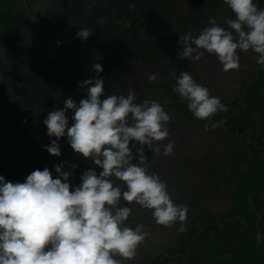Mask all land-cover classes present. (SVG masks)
<instances>
[{
	"label": "clouds",
	"instance_id": "9594fccd",
	"mask_svg": "<svg viewBox=\"0 0 264 264\" xmlns=\"http://www.w3.org/2000/svg\"><path fill=\"white\" fill-rule=\"evenodd\" d=\"M233 15L223 25L215 17L196 34L179 32L181 58L200 61L214 55L227 72L240 67V53L251 51L264 66V7L262 0H223ZM90 29L77 36L86 40ZM96 75L78 81L85 96H72L63 107L53 108L43 119L49 144L42 147L60 156V138L76 153L90 159L89 167L72 180L77 164L69 161L32 170L22 181L0 174V264H123L137 255L149 236L143 223L132 226V204L150 210L155 223L179 222L184 230L188 206L171 198L167 181L149 171L145 153H159L170 136L171 113L156 99L137 102V93L105 94L103 67L93 65ZM174 78L173 90L187 101L192 115L216 127L210 118L228 106L188 71ZM149 81H156L155 72ZM68 110H72L69 116ZM71 121V123H70ZM163 155L175 152L168 140ZM69 170H65V167Z\"/></svg>",
	"mask_w": 264,
	"mask_h": 264
},
{
	"label": "rangeland",
	"instance_id": "374dc122",
	"mask_svg": "<svg viewBox=\"0 0 264 264\" xmlns=\"http://www.w3.org/2000/svg\"><path fill=\"white\" fill-rule=\"evenodd\" d=\"M50 1L52 4L50 7L53 6L54 1L55 5L52 8H47V17L45 18H43V9L32 7L28 0H12L11 6L13 14L15 8L19 9L21 7L24 12L25 9H28L31 13L30 16L8 17L6 19L0 16V121L6 119L3 118L4 115L7 118L9 116L13 117L8 120L12 121V124L9 125L6 131L10 135L13 130L17 131L19 129L20 125L17 128L14 126L22 120V112L31 110V108L35 110L34 103L40 98V91L37 88H29L30 81L27 82L22 79V74H28L27 70L30 68L23 62L24 45L27 42L31 44L38 43L41 39L38 35L42 33L44 35L49 34V40H52L56 35L61 34L60 29L64 30L66 28L69 29L66 31L72 42L78 46L84 44V40L78 37L77 33L82 27L90 29V36L86 41H89L92 48L87 58H101L104 60V66L108 70L107 73H109L107 74L109 75V83L106 86L115 88V90L116 86L126 87L127 89L135 88L137 101L140 102L148 99V95L153 96V92L158 95V85L161 86L165 78L176 69L177 60L175 61L174 57H180L178 54L180 45L177 43L179 32H182L187 25L192 24L191 18L186 13L187 5L191 0H154L167 10H165L163 21L160 20L159 23L150 27L143 36L139 23L132 24L131 21L125 22L120 18L119 13L122 6L119 7L113 0ZM220 2V0L209 1L203 14L197 16L199 26L193 31L192 35H196L208 23L209 17H215L221 25L225 23L228 18L222 19L226 12L222 9ZM25 19L30 21L28 22L29 33L21 31V25L24 24L20 22ZM10 23H12V31L11 29L8 31ZM47 32L48 34H46ZM86 44L88 45V43ZM33 47L30 55L36 56L38 52L37 44ZM173 53H175L174 57ZM251 54L250 51L240 53V67L227 72L222 70L221 64L214 55L206 54L205 58L200 60V78L192 71L190 73L193 77L199 79L200 84L208 87L212 95L220 97L224 104L231 103L233 99L236 102L242 94V90L237 86L239 79L244 76L251 79L255 76L253 70L256 65L255 54L252 52ZM112 55H125L128 59L141 61L146 68L140 65L141 62L130 64L129 61H116L111 57ZM130 55H133L134 58L129 57ZM98 62L101 61L94 60L91 64ZM188 62L190 65L192 63L193 67V63L197 61L186 58V63L188 64ZM132 64H137L136 67L140 66L142 68L139 69L138 75L133 74L131 68L128 69V66ZM153 72L157 75V80L154 82L148 80L149 74ZM219 73L226 77L237 75L234 77V80H236L235 92H231L232 88L224 89L222 85L218 86L217 81L212 80L211 77L209 78V75H213V78H215ZM94 76L84 77L83 80ZM102 76H105L104 80L108 78L105 74ZM8 87L11 92L5 90ZM26 93H31V97L26 96ZM231 94L233 96H229ZM32 98L33 100H31ZM165 103L163 101L165 109L168 108L171 115L173 112L170 121V132H172L170 136L173 138L175 147L177 146L176 143L179 144L180 135L188 137L191 132H197V130L200 132L198 146L196 142L191 144L186 139L182 147L183 150L181 144H179L178 149L172 154L175 161L164 172L159 168L158 173L157 168H155V172L160 175L161 179L167 181L171 198L178 204L188 206L184 230L178 231L179 222L167 227L156 224L151 217L150 210L140 208L138 205L133 207V204L131 205L133 210L129 220L132 226H135L136 223H143L145 229L150 233L137 250L142 263L147 258V264L148 261L150 264H156L158 257L171 254L173 255L171 259H166L164 264H187L181 257L178 258V253H184V244L194 237L195 234L192 230L195 227L196 218L200 215L201 222L203 213H208L213 218L225 213L236 202V198L232 195L235 185L243 179L244 174L250 176L257 171L254 170L253 165L250 167L249 164L253 152L252 148L246 143L245 139L235 136L232 127L224 128L217 125L214 128L209 126L206 129L207 121L195 118L191 112L182 109L175 102L171 107H167L170 102ZM245 113L242 112L241 115H245ZM250 121L256 131L261 125H264L259 123L258 113L253 114ZM157 157L161 160L165 159L163 151L159 152ZM194 158L200 159L194 162L192 160ZM193 163L196 166V171H198L195 176L187 171L186 165ZM235 163H238V165L236 164L238 170L234 169ZM182 164L185 168H182ZM149 171L153 172L151 165H149ZM243 206L245 205L243 204ZM258 207L264 208L263 201L258 202ZM227 232L226 255L242 258L244 263L250 262L252 252L258 247L256 242L258 232L252 228L249 231L240 230L237 225L229 228ZM187 234L192 236L188 241L185 237ZM191 236H188V238ZM184 237L185 239H183ZM190 245L194 258L189 264H211L215 260L218 245L216 241H211L209 235L202 237L198 242H192Z\"/></svg>",
	"mask_w": 264,
	"mask_h": 264
},
{
	"label": "crops",
	"instance_id": "0c3cea01",
	"mask_svg": "<svg viewBox=\"0 0 264 264\" xmlns=\"http://www.w3.org/2000/svg\"><path fill=\"white\" fill-rule=\"evenodd\" d=\"M28 1L29 3H31L32 7L43 9V13H44L43 18L47 17L46 16L47 8H49L50 5H52L50 0H38L33 2L31 0ZM220 1H221L220 3L222 9L226 12V14L223 15L222 19L226 17L227 18L231 17L233 15L231 9L223 2V0ZM0 2H2L0 3L1 18L6 19L8 17L11 18L28 17L31 15L28 9H25L26 11L24 12L23 8L21 7L19 9L15 8V12L13 14L12 12L13 8L11 6L12 0H0ZM54 5H55V1L53 3V6ZM53 6H51L50 8H52ZM261 7H264V0H262ZM28 22L30 21L29 20L27 21V19L20 22L21 24L22 23L24 24L21 25L22 32L29 33ZM197 22L198 25L196 28H198L199 26L198 19ZM10 29L12 31V23H10V26L8 27V31ZM66 30L68 31L69 29L66 28L64 30L60 29L59 31L61 34L56 35L55 38H53L52 40H49L50 38L48 36L49 35L48 32L46 33L48 35H44V33H42L41 35H38L39 37H41L38 43L31 44L27 42V44L24 45L25 51L23 53L24 56L22 57L23 62L27 66H30V68L29 70H27L28 74H22V79H25L27 82L30 81L29 88L31 89L37 88L38 91H40V95H39L40 98L37 102L34 103L36 106L35 110L31 108V110L33 111L27 110L26 112H22L21 115L23 117L22 120L16 123V125L14 126L15 128H17L18 125H20L19 129L17 131L13 130L11 135L8 134L6 131L9 125L12 124V121H8V120L12 119L13 117L9 116L7 118V116L4 115L3 118L6 119L4 121H0V174L4 175L6 180H12L14 182L17 180L22 181L26 177V175L29 174L32 170L36 168L43 169L44 167H49V169L52 170L53 175L55 176L56 173L54 171L53 165L55 163H59L63 161H69L77 164L78 167L74 170V176L72 177V180L75 183L79 182V175L86 168L97 167L98 169V166L92 164L90 159L84 158L82 154L76 153L73 149H71V147L66 142V137L60 138L59 140V144L61 147L60 156L52 155L42 147L43 145L50 143V139L46 134L47 133L46 126L43 124V119L46 117L47 113L53 108L63 107V101L69 95L72 96L74 99H76L77 102L85 96L86 94L85 89L81 88L78 85V81H83L84 77H91L92 75H96L93 69L94 64H91V62H93L94 60L101 61L98 62L103 67V72L100 73V75L102 76L103 74H105L106 77H108L105 78V94H111V93L126 94L128 90L126 87L116 86L117 88L115 90V88H109L108 86H106L109 83V75H107L109 73H107L108 70L104 66L105 65L104 60L101 58L98 59L87 58V55L91 53L90 50L92 48L91 45L89 44V41L87 42L86 40H84V44L77 46V44L72 42ZM86 43H88L89 46ZM36 44L38 47V52L36 56H32L30 55L32 53L31 50L34 48L33 46ZM111 57L114 58L116 61L117 60L129 61L130 64L141 62L133 59H128L125 57V55H112ZM129 57L134 58L133 55H130ZM140 65H142L143 68L145 67L142 62L140 63ZM193 65L194 66L192 67V63L190 65V63L188 62L187 67L184 70L186 71L188 70V72L192 71L194 74H196L198 78H200V61L193 63ZM136 66L137 64H132L128 66V69L131 68L130 70L133 72V74L138 75L139 69L142 68H140V66L139 67ZM235 76L237 75L227 76V77L222 75V79L220 77L221 80H219L218 86L222 85V87L226 89L228 81L230 82V84H232L231 80L236 81L234 80ZM102 77L104 78L105 76ZM210 77L212 78V80L214 79L213 75H209V78ZM198 78H195L197 82H199ZM5 90L11 92L9 87L5 88ZM25 95L31 97V93L30 94L26 93ZM153 96L148 95V99H156L161 101V103L163 104L164 100L162 99V97L156 95L155 92H153ZM31 100H33V98ZM231 103H227L226 105L229 106ZM164 104L166 103L164 102ZM67 114L71 116L72 110H68ZM171 133L172 132H170V134ZM179 137L180 138L178 142L179 144H181L182 150H183L182 147L185 144L186 139L189 140L191 144L193 142H196L197 146L198 143L200 142V132H198V130L197 132H191L190 136L188 137H186L185 135H180ZM168 140L173 141V138L169 136ZM168 140L158 142L161 144L160 152L163 151L162 146L164 143H167ZM176 144L177 146L175 147V151L179 147V144L178 143ZM197 151L198 153H200L199 150ZM145 155L147 157V161H149L148 164L152 166L153 172H155V168H157L158 173H159V168H161L162 171L164 172L165 169L168 166H170L172 162L175 161L173 160L174 158L172 157V155L165 156V159L162 160L157 157L158 153L152 151H147ZM199 159L200 158H196V159L194 158L192 160L196 162L199 161ZM186 165H187V171L191 172L192 176L198 174V171H196V166L194 163L186 164ZM182 168H185L184 164H182ZM65 170H69L67 165L65 167ZM134 205L135 204H133L132 206L134 207ZM123 264H147V258L142 263L140 254L137 253V255L133 259L124 260Z\"/></svg>",
	"mask_w": 264,
	"mask_h": 264
},
{
	"label": "trees",
	"instance_id": "16d2710c",
	"mask_svg": "<svg viewBox=\"0 0 264 264\" xmlns=\"http://www.w3.org/2000/svg\"><path fill=\"white\" fill-rule=\"evenodd\" d=\"M120 9L119 16L123 21H131L132 24L139 23L142 29V36L150 29V27L154 26L156 23H159L160 20L163 21L165 15V7H163L159 2L154 0H113ZM154 1V2H153ZM210 0H191L187 5V12L192 20V24L187 25L182 30L185 34H192L194 29L197 27V16L203 14V11L207 8ZM155 3V4H154ZM171 32V30H170ZM176 36V34H175ZM169 38V37H168ZM176 38V37H175ZM175 53H173V57ZM176 61V69L172 71L177 75L184 71L187 67L186 58L174 57ZM174 65V64H173ZM257 66V67H256ZM254 74H256V78L252 83H249L247 80L244 81L243 86L247 89L245 94L244 103H249V109H247L248 104L246 105V109L249 113V119L246 118V115H241V111L245 113L246 109L242 108V104H238L237 102L231 105L227 111H218L214 116L210 119L213 122H218L217 125L223 126L222 121H224V126H232V129L235 130L236 126H239V132L243 133L246 131L248 127L252 128L253 135H264V125H261L258 130L254 129L249 122L252 119V115L255 113L259 114L260 124H264V66L256 65L254 66ZM174 78L170 74L168 76V80L161 83V86L158 85L159 94L163 99L169 101L170 103L167 107H171V105L175 102L182 109L187 108V102L182 97L179 96L177 92L173 90L174 88ZM243 103V104H244ZM238 108V112L234 115H231L234 112L235 108ZM168 110V108H166ZM254 122V121H253ZM258 123V124H259ZM261 147L253 146L251 153V161L249 162L250 167L252 165L255 167L254 170L257 171L252 175L244 174L243 179L235 185L232 190V195L236 198V202L233 206L228 209L225 213L213 218L212 215L208 213H203L201 216L203 220L200 222V215L196 218V224L194 229L192 230L193 234H197V237L194 240L195 242L200 241V239L204 236L209 235L211 237V241H216L218 248L216 251V258L212 261L211 264H264V208L258 207V202L263 201L262 195H264V143L259 144ZM238 163H235L234 169L238 170ZM252 194V203L254 208H251L249 194ZM243 204L245 206H243ZM256 210L260 211L262 218L258 223L261 231H262V241L259 243L257 239L258 247L251 254V261L244 263L242 258H235L230 255H226L225 253V243L227 242V231L229 228L240 225V220H246L252 225L244 228V230L254 229L256 232V220L258 218V213ZM235 216H239L240 220L236 222H228L226 225L221 228L220 224H224L227 218H234ZM200 227L203 229V233L199 232ZM245 227V224L242 225ZM195 232V233H194ZM187 238V241L192 238ZM185 237L183 239H185ZM186 241V240H185ZM228 243V242H227ZM227 245V244H226ZM191 245H189L188 253L190 256L187 258L186 262L189 264L194 258L191 253ZM185 254L187 251L184 249ZM161 256L157 258V262L160 260ZM148 264L149 261H148ZM205 264V263H204ZM208 264V263H206Z\"/></svg>",
	"mask_w": 264,
	"mask_h": 264
},
{
	"label": "flooded vegetation",
	"instance_id": "af4514ba",
	"mask_svg": "<svg viewBox=\"0 0 264 264\" xmlns=\"http://www.w3.org/2000/svg\"><path fill=\"white\" fill-rule=\"evenodd\" d=\"M257 67V66H256ZM216 73V72H215ZM220 77H221V79H222V74L221 73H219L215 78H214V81H217V82H219V80H221L220 79ZM256 78V74H255V76L253 77V78H247V77H241L240 79H239V81H238V84H237V86L242 90L241 91V95L239 96V98H238V100L236 101L238 104H242V108H244V109H246V105L248 104V107H247V109H249V106H250V104L249 103H244V101H245V94H246V92L244 93L243 91H247V89L243 86V83H244V81H248L249 83H252L253 82V80ZM168 80V77L165 79V82ZM241 81V83H242V86L240 87L239 86V82ZM157 83V82H156ZM231 83L232 84H230V82L228 81L227 82V87H226V89H231L232 88V91L231 92H235V90H234V88H235V85H236V82L235 81H233V80H231ZM218 84V83H217ZM158 95L159 96H161L160 94H159V91H158ZM242 95H244V99L243 100H241V96ZM229 96H233L232 94L231 95H229ZM163 99V98H162ZM164 100V102H169V101H166L165 99H163ZM234 100V99H233ZM232 100V103L228 106V108L231 106V105H233L234 103H236V102H234ZM244 103V104H243ZM247 109H246V113H247V115H246V113H245V115H246V118H248L249 119V113H248V111H247ZM238 112V108L236 107L235 109H234V112L231 114V115H234V114H236ZM243 111H241L240 113H242ZM224 121H225V119L222 121V124H223V126L222 127H224V128H231L232 126H224ZM249 122L251 123V121L249 120ZM247 129H251V131H252V128H250V127H248ZM246 129V130H247ZM233 130V129H232ZM238 130H239V126H238ZM234 131V133H235V136L236 137H239V138H242V139H245V141H246V143L247 144H249L250 145V147L252 148L253 146H258V147H261L259 144H261V143H264V135L263 136H261V135H259V134H257L256 136L255 135H253V131H252V136H251V142H249L248 140H247V136H242V134L244 133V132H246V131H244L243 133H240L239 131H237V126L235 127V130H233ZM264 147V146H263ZM251 194V193H250ZM262 198H264V195H262ZM256 212L258 213V215H260L261 216V218H262V215H261V213H260V211H258V210H256ZM258 219V218H257ZM238 220H240V217L239 216H235L234 218H227L226 220H225V223L224 224H220V227L221 228H223L225 225H226V223H228V222H230V221H232V222H236V221H238ZM256 222H257V220H256ZM260 222V221H259ZM245 224V227H242V225H244ZM257 224V223H256ZM252 224L251 223H249L248 221H246V220H243V219H241L240 220V225H239V228H240V230H242V229H246V227H249V226H251ZM258 225V224H257ZM257 225H256V227H257ZM202 228L200 227V230H201ZM200 230H199V232H200ZM198 233V232H197ZM197 233L194 235L195 236V238L197 237ZM200 233H203V229H202V232H200ZM257 239H258V233H257ZM193 239V238H192ZM195 240V239H194ZM194 242V241H193ZM192 242L191 241H189V242H186L185 244H184V249L187 251V253L185 254V253H181V252H179L178 254V258H182L184 261H186L187 260V258L190 256V254L188 253V250H189V245L191 244ZM186 245H188V249H187V247H186ZM163 256H165V258H164V260L163 261H161V258L163 257ZM173 255H171V254H164V255H162L161 256V258H160V260L156 263V264H164V262H165V260L167 259V260H170L171 259V257H172ZM170 258V259H169Z\"/></svg>",
	"mask_w": 264,
	"mask_h": 264
},
{
	"label": "water",
	"instance_id": "95a60500",
	"mask_svg": "<svg viewBox=\"0 0 264 264\" xmlns=\"http://www.w3.org/2000/svg\"><path fill=\"white\" fill-rule=\"evenodd\" d=\"M239 86H240V87L242 86L241 81L239 82ZM243 92L245 93L246 91H243ZM243 99H244V95L241 96V100H243ZM237 131H238V126H237ZM242 136H247V140H248L249 142H251V139H250L251 136H252V131H251V129H247L246 132H244V133L242 134ZM251 195H252V194H249L250 205H251V208H254L253 203H252V197H251ZM260 220H261V216L259 215L256 223L258 224ZM257 230H258V231H257V232H258V241H259V243H261V241H262V231H261L259 225H257ZM200 231H202V229H201ZM194 239H195V236L193 237V239L191 240V242H193ZM186 247H187V249H188V245H186ZM164 258H165V256H163V257L161 258V261H163Z\"/></svg>",
	"mask_w": 264,
	"mask_h": 264
}]
</instances>
